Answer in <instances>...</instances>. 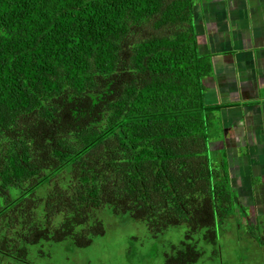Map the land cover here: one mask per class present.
<instances>
[{"label": "trees", "instance_id": "obj_1", "mask_svg": "<svg viewBox=\"0 0 264 264\" xmlns=\"http://www.w3.org/2000/svg\"><path fill=\"white\" fill-rule=\"evenodd\" d=\"M198 1L0 0V264L89 246L106 208L155 236L185 225L170 264L218 251L235 193L208 154Z\"/></svg>", "mask_w": 264, "mask_h": 264}, {"label": "crops", "instance_id": "obj_2", "mask_svg": "<svg viewBox=\"0 0 264 264\" xmlns=\"http://www.w3.org/2000/svg\"><path fill=\"white\" fill-rule=\"evenodd\" d=\"M193 16L199 52L212 62V73L204 80L205 104L216 108L210 146L224 148L230 186L244 203L242 208L260 210L264 207V0H200ZM245 195L248 203L243 202Z\"/></svg>", "mask_w": 264, "mask_h": 264}, {"label": "rangeland", "instance_id": "obj_3", "mask_svg": "<svg viewBox=\"0 0 264 264\" xmlns=\"http://www.w3.org/2000/svg\"><path fill=\"white\" fill-rule=\"evenodd\" d=\"M213 126L211 133L216 131ZM223 150H212L210 146L208 154L216 161H222L223 156L228 166V156ZM235 200L240 201V198L235 197ZM236 206L218 227L219 246L214 252L219 255L217 261H213L214 253L209 255L210 247L195 264H264V207L255 211L247 209L244 214L242 202ZM98 213L104 220L106 232L89 246L79 247L71 241L32 246L31 260L35 264H170L166 256L172 252L171 244H180L185 237V225L171 227L155 236L145 223L128 215L114 214L109 208ZM40 249L45 254L40 253Z\"/></svg>", "mask_w": 264, "mask_h": 264}, {"label": "flooded vegetation", "instance_id": "obj_4", "mask_svg": "<svg viewBox=\"0 0 264 264\" xmlns=\"http://www.w3.org/2000/svg\"><path fill=\"white\" fill-rule=\"evenodd\" d=\"M245 197H246L245 200H244V201L242 200V201L248 203V201H247V197H248V195H245ZM237 201H238V203H237ZM239 202H240L239 200H235V207H237L236 205H238ZM242 204H244V203H242ZM249 207H250L249 210L251 211V206H249ZM241 208H242V206H241ZM236 209H237V208H236ZM242 210H243L244 212H246V208H245V209L242 208ZM263 217H264V215H263Z\"/></svg>", "mask_w": 264, "mask_h": 264}]
</instances>
